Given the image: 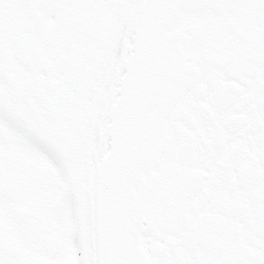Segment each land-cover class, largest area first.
Here are the masks:
<instances>
[{
  "label": "water",
  "instance_id": "95a60500",
  "mask_svg": "<svg viewBox=\"0 0 264 264\" xmlns=\"http://www.w3.org/2000/svg\"><path fill=\"white\" fill-rule=\"evenodd\" d=\"M0 108L85 264H264V0H0Z\"/></svg>",
  "mask_w": 264,
  "mask_h": 264
},
{
  "label": "flooded vegetation",
  "instance_id": "af4514ba",
  "mask_svg": "<svg viewBox=\"0 0 264 264\" xmlns=\"http://www.w3.org/2000/svg\"><path fill=\"white\" fill-rule=\"evenodd\" d=\"M75 246L71 197L58 166L0 120V264H78L77 255L69 260Z\"/></svg>",
  "mask_w": 264,
  "mask_h": 264
},
{
  "label": "rangeland",
  "instance_id": "374dc122",
  "mask_svg": "<svg viewBox=\"0 0 264 264\" xmlns=\"http://www.w3.org/2000/svg\"><path fill=\"white\" fill-rule=\"evenodd\" d=\"M0 120H1V121H4V120L1 118V116H0ZM27 143H28V142H27ZM24 144H25V146H28L29 143L26 144V142H24ZM75 257H76V247L74 248V254H73V255H72V254L69 255V260H70V261H74ZM76 259H77V258H76Z\"/></svg>",
  "mask_w": 264,
  "mask_h": 264
}]
</instances>
